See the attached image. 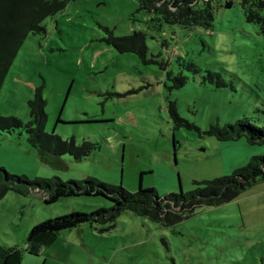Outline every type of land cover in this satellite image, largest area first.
<instances>
[{"label":"rangeland","instance_id":"1","mask_svg":"<svg viewBox=\"0 0 264 264\" xmlns=\"http://www.w3.org/2000/svg\"><path fill=\"white\" fill-rule=\"evenodd\" d=\"M226 2L215 0L213 26L204 29L166 21L157 28L138 0H70L44 21L46 32L21 46L0 91V115L29 121L28 101L42 87L46 130L98 148L82 160L60 156L57 166L39 159L26 131L4 133L0 166L32 179L95 177L130 191L154 187L163 196L264 154V144L208 133L214 123L244 117L264 125V31L246 19L241 0ZM108 30L145 31L151 61L119 52L107 42ZM169 72L186 76V84L173 87ZM171 101L193 126L176 127ZM248 192L199 207L171 226L125 211L108 230L86 224L61 232L39 255L25 253L22 264H264V198ZM112 204L103 195L47 203L43 195L9 191L0 201V243L25 247L31 228L45 219Z\"/></svg>","mask_w":264,"mask_h":264},{"label":"trees","instance_id":"2","mask_svg":"<svg viewBox=\"0 0 264 264\" xmlns=\"http://www.w3.org/2000/svg\"><path fill=\"white\" fill-rule=\"evenodd\" d=\"M70 0H0V91L14 60L31 34L46 32L44 21L63 12ZM141 8L154 14L152 20L157 28L162 22L180 23L186 26H200L210 29L215 19V0H138ZM234 0H227L230 7ZM246 19L259 25L264 31V0H241ZM107 42L119 52H133L144 62L148 58L147 33L134 31L130 35L117 36L108 30ZM189 67H196L189 63ZM196 70V69H195ZM168 75L173 77V73ZM215 75L209 72V76ZM173 87H182L187 77L178 74L173 77ZM30 120L25 122L16 116L0 115V137L26 131L27 139L36 149L44 163L60 165V156L70 154L77 160L89 157L98 148L93 141L83 140L80 144L74 138L64 139L54 132H48L46 125L47 101L42 87L35 89L34 97L28 101ZM169 112L176 127L193 126L178 112L176 102L171 101ZM221 141H235L244 138L250 145L264 144V125L253 123L248 117L224 126L212 124L208 130ZM264 180V154L251 157L250 161L232 173L213 179L195 180L196 187L188 192H170L160 195L154 187H139L130 191L122 185L101 181L95 177L81 180H63L59 177L30 178L25 174H13L0 166V201L9 191L20 194L42 193L45 202L54 203L65 197L82 195H103L113 204L95 210L71 211L34 225L27 237L26 246H6L0 243V264H22L25 253L39 255L51 246L65 230L89 224L103 225L101 231L114 228L117 219L125 211L152 219L166 226L174 225L190 217L202 206H220L229 203L256 184Z\"/></svg>","mask_w":264,"mask_h":264},{"label":"crops","instance_id":"3","mask_svg":"<svg viewBox=\"0 0 264 264\" xmlns=\"http://www.w3.org/2000/svg\"><path fill=\"white\" fill-rule=\"evenodd\" d=\"M248 143V142H247ZM249 144V143H248ZM246 191H249L248 192V194L249 195H253V196H257L258 198H264V180H260V181H258L256 184H254L252 187H250L249 189H247ZM245 192V191H244ZM243 192V193H244ZM37 195H40V196H42V193H36ZM86 225V224H85ZM85 225H82V226H80V227H77V229H80V228H82L83 226H85ZM91 228H93V227H91ZM76 229V228H75ZM69 230H71V229H69ZM66 231V230H65ZM61 234V233H60ZM60 234H59V236H60ZM59 236H58V238H59ZM57 238V239H58ZM56 239V240H57ZM54 244V243H53ZM52 244V245H53ZM51 245V246H52ZM29 255H30V253H28ZM33 255V254H32Z\"/></svg>","mask_w":264,"mask_h":264}]
</instances>
